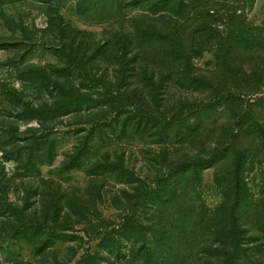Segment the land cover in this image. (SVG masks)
Listing matches in <instances>:
<instances>
[{
  "label": "rangeland",
  "instance_id": "1",
  "mask_svg": "<svg viewBox=\"0 0 264 264\" xmlns=\"http://www.w3.org/2000/svg\"><path fill=\"white\" fill-rule=\"evenodd\" d=\"M142 3L144 0H0V264H88L82 260L87 255L96 264H227V253L197 252L191 226L198 207L214 208L224 202L231 208L235 197L239 222L249 228V234L264 235V148L256 144L249 148L252 153L240 160L234 192L235 182L229 174L233 158L220 163L223 176L219 180L215 161L210 158L200 168L195 191L190 189L186 201L167 212L164 222L172 239L161 259L153 256L150 263L140 259L129 262L134 241L125 236L121 224L139 208L141 225L149 218L155 220L153 210H149L155 208L141 200L144 191L158 187L166 165L159 156L155 129L147 131L143 141L121 140L113 132L121 130L126 120L128 130L136 122L132 117L140 108L146 111L147 104H152L153 113L167 112L170 116L179 113L178 107L205 104L210 111L203 114H212V122L216 118L214 124L221 129L224 120L215 89L234 78L225 77L226 56L234 70L244 65L251 78L264 74V47L244 53L236 40L238 36L244 40L245 32L252 43L258 37L264 43V0L202 1L198 8L206 7L210 16L200 15L196 22L211 32L206 30L195 37L196 43L203 45L195 46L188 67L191 78L199 82L184 83L193 91L186 94L172 81L159 77L157 93L151 89L150 93L145 91L149 94L146 99L143 95L133 97L140 53L133 63L127 60L135 51L124 55L123 60L125 50L119 43L130 36L136 38L132 33L143 23ZM229 7L234 14L226 10ZM160 47V43L151 42L147 52L154 57ZM181 69L177 65V70ZM214 69L217 71L212 75ZM260 96H253L251 101ZM249 108L245 112H250ZM194 114L189 118L181 115L185 129L199 122ZM231 114L229 110L223 115ZM173 132L176 128L171 125L167 134ZM95 144L101 149L84 163ZM194 149L195 145L187 154L196 156ZM114 151L141 182L124 183L119 173L111 171ZM103 152L110 153L108 160L102 158ZM79 155L84 157L77 161ZM97 163L102 165L95 172ZM47 179L59 182L66 193H79L85 197L84 203L79 198L78 202L72 200L73 204L67 195L50 205L48 196L46 200L43 197L48 189L42 182ZM43 200L53 208L50 219L57 217L63 222L64 229L58 233L68 237H55L53 249L41 253L35 248L37 239L14 233L18 220H24L22 209L32 219H44ZM246 256L245 264H255L252 250Z\"/></svg>",
  "mask_w": 264,
  "mask_h": 264
},
{
  "label": "trees",
  "instance_id": "2",
  "mask_svg": "<svg viewBox=\"0 0 264 264\" xmlns=\"http://www.w3.org/2000/svg\"><path fill=\"white\" fill-rule=\"evenodd\" d=\"M202 1L211 0H144L145 4L142 3L144 6L142 8L143 23L141 27L133 28L136 32L132 34H135L136 38L130 36V39L121 40H125L122 45L121 41L119 43V46L122 47L121 49L125 50V53L120 52L123 60L125 59L124 55L135 51L133 58L127 60L133 63L136 54L140 53L137 76L134 78H138V80L132 88L133 93H131L133 97L138 96L141 98L143 95L146 99V95L149 96V94H145V91L150 93L151 89L152 91L154 90V94L157 93L159 86L156 82L159 77L165 81H172V84L182 88V91L186 94L189 91H193L189 88L190 86L185 84L193 85L198 83L199 80L191 78L188 66L191 54L196 49L195 46L199 45L201 47L203 45L202 42L196 43L195 37L197 33H203L206 30L211 32L209 28L206 29L204 25L202 26L201 23L196 22L201 17L200 15L204 17L210 16L206 7L198 8L199 3ZM226 10L234 14V10L232 11L231 7ZM244 34V40L239 39V36L236 39L240 43L239 51L247 53L253 47H264L261 37L253 39L252 43L248 34L245 32ZM151 42H158L161 46L154 57L147 52ZM162 59H164V63L161 61ZM227 59L228 56L225 59L226 63L224 62L226 64L225 77L229 80V77L234 76L230 83L236 81L237 84L231 85L228 83L216 86L217 97L221 100L219 107L222 110L220 113H222L224 120L221 129L220 126L214 124L217 122L216 118L212 122V114L208 116L203 114L210 111V108L205 107V104L189 109H185L188 106H185V108L178 107L179 113L171 116L167 112L153 113V108L150 107L152 104H147L146 111L140 108V113H137L136 117H132V119L136 118V122L132 123L128 130L126 129V120L121 130L113 132L121 140L134 141L138 139L143 141V136H145L147 131L150 132L151 129H155L154 135L158 136L160 145L159 156H161L162 162L166 165V172L163 178L158 180L159 182L157 181L158 187L144 191V197L141 200V203H145V206H153L155 208L149 209L153 210L155 220L152 221L149 218L144 226L141 225L139 215L142 212H140L139 208L132 210L133 213L127 215L121 224L125 230V236L130 238L132 242L134 241L129 262L140 259L150 263L153 260V256H158V259H161V254L172 239V235L167 234L170 231L164 222L167 212L174 205L179 208L186 201L190 189L195 191V187L200 182V168L210 158L215 161L216 179L218 180L219 176H223L220 163L227 161L226 159L230 156V159L233 158L231 161L233 167L229 174L231 173V178L235 182L232 188V192H234L238 187L240 160L244 159V155L248 154L249 151H251L249 153H252V150L249 149L251 146L257 144L264 148V74L253 75L256 78H251L250 71L244 65L239 68V71L234 70L233 65L227 62ZM159 62L163 65L160 66ZM177 65L182 68L181 71L177 70ZM216 71L214 69L212 75ZM177 75L179 76L177 77ZM255 95L261 96L251 101ZM117 98L119 97L117 96ZM152 98L155 102L153 107H156V100L154 96ZM246 98L249 99L245 100ZM142 100H144V97ZM247 102L250 104L246 105L245 103ZM250 105L251 108H249ZM144 108L146 107L144 106ZM247 108H249L250 112H245ZM229 110H232V114L224 116L223 114ZM199 111L202 113H199ZM217 111H219L218 108ZM193 112L195 117H199V122L185 129L187 127L184 125L186 121L181 124L180 117L181 115H188L187 118H189V115ZM222 118L219 116V119ZM171 125L175 126L176 132L168 135L167 130ZM235 141L237 142L235 143ZM194 145L197 155L187 154L188 149L193 150ZM181 146L183 147L180 148ZM52 148L53 145H51ZM100 149V144H95L93 148H90L88 150L90 153L87 152L88 156L84 158V163L94 157V152ZM37 150L39 151L40 148H37ZM114 152L115 164L110 166L111 171L119 173L122 176L120 181H125L124 183L141 182L140 178L134 175V172L128 168L126 169L123 165L122 157L116 151ZM83 157L84 155H79L76 160L80 161ZM102 158L108 160L110 153L103 152ZM104 160H99L98 162L103 163L102 161ZM101 165L97 163L93 171L96 172ZM106 165L104 164L103 168L106 169ZM42 183L48 189L43 197L46 200V196H48L47 198L51 202L50 205L59 203L62 196L65 197L67 195H70L67 199L72 203L74 200L78 202L79 198H81L79 202L81 204L84 203L83 199L85 197H80L79 193L75 196L74 190L66 193L60 183L55 180L47 179ZM236 198H234L231 208H227L224 202L214 208H205V206L197 208L196 220L191 226L192 239L194 238L193 246L197 252L206 250L209 253H227L226 255H229L226 261L227 264H245L247 259L246 252L252 250L256 255L255 264H263L264 235L249 234V228L239 222V218L236 216L238 204ZM45 200L41 202V207L44 208L42 211L44 219H32L31 214L29 213L28 215L25 213L26 209H22L20 214H22L24 220H18L16 232L14 233L16 235H28L32 239H37L35 248L41 253L46 251L47 248L49 250L53 249L55 237H60L61 240V237L64 240L68 237L67 234L61 235L58 233L59 230L64 229L61 228L63 222H59L57 217L53 220L50 219L53 208H48L47 202H44ZM181 201H183L182 204L180 203ZM32 215H36V212L32 213ZM145 215L146 218L147 214ZM157 227L160 228L156 229ZM4 230L5 228H1V231ZM250 242L251 244L253 243L252 246H245ZM136 245H138V249H136ZM137 250L143 253H138L137 255L135 254ZM82 260L88 264H96L95 259L89 255L82 258ZM159 264L162 263L160 262Z\"/></svg>",
  "mask_w": 264,
  "mask_h": 264
}]
</instances>
